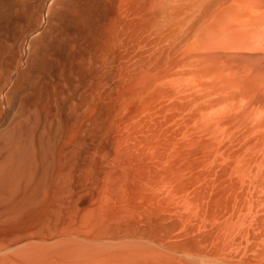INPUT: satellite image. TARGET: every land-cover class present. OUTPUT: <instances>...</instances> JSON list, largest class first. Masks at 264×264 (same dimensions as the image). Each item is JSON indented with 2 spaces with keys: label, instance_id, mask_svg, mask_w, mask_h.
I'll list each match as a JSON object with an SVG mask.
<instances>
[{
  "label": "bare ground",
  "instance_id": "bare-ground-1",
  "mask_svg": "<svg viewBox=\"0 0 264 264\" xmlns=\"http://www.w3.org/2000/svg\"><path fill=\"white\" fill-rule=\"evenodd\" d=\"M0 264H264V0H0Z\"/></svg>",
  "mask_w": 264,
  "mask_h": 264
}]
</instances>
